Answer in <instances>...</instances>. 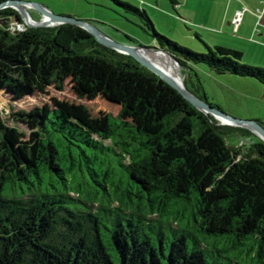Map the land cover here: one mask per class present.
I'll return each mask as SVG.
<instances>
[{"label": "trees", "instance_id": "16d2710c", "mask_svg": "<svg viewBox=\"0 0 264 264\" xmlns=\"http://www.w3.org/2000/svg\"><path fill=\"white\" fill-rule=\"evenodd\" d=\"M111 2L137 17L153 47L181 67L203 63L264 86V68L242 63V51L224 45L193 51L158 33L145 10ZM15 13L0 9V57L28 61L30 52L11 42ZM24 32L41 57L39 72L79 56L118 66L131 58L74 24ZM130 63L142 77L127 88L96 79L85 91L120 105L103 122L50 104L13 113L28 132L0 118V264H264V142L228 145L224 128L253 133L220 125ZM0 87L13 100L37 90L25 68L6 66Z\"/></svg>", "mask_w": 264, "mask_h": 264}, {"label": "rangeland", "instance_id": "374dc122", "mask_svg": "<svg viewBox=\"0 0 264 264\" xmlns=\"http://www.w3.org/2000/svg\"><path fill=\"white\" fill-rule=\"evenodd\" d=\"M24 1L37 2L53 14L68 15L84 20L118 43L137 48L150 47L149 49L138 48L137 52L155 65L157 61L167 66L168 63L163 59L164 57L170 58L175 73L182 78L183 86L193 95L200 98L199 96L204 93L206 103L215 104L219 110L234 118L255 120L264 129V86L260 82L250 77L231 73H217L203 63H189L186 68L181 67L166 52L151 49L157 44L153 42L150 33L140 24L138 18L126 13L111 0ZM121 1L145 10L158 33L182 46L196 52L206 53L208 52L207 46L214 48L216 45H224L242 51V63L264 68V34L259 35L261 28H256V26L252 28L257 33H252L251 30L250 33L242 34L240 31L237 34L233 33L234 30H228L230 28L226 25L219 24L220 17L226 13V9L230 8L227 6L229 0H177L182 3L181 8L173 6L169 0ZM246 1L248 3L240 1L238 11L243 14L247 9L246 15H249L257 8L256 5L250 4L253 0ZM26 8L31 20L39 22L43 18H49L42 15L31 4ZM3 22V19H0V25H3ZM11 23L9 26L12 33L11 42L26 48L30 52V60L25 61L23 56L18 55L11 58L12 60L0 57V66L10 69L25 68L34 80L37 90L32 96L13 100L11 93L0 87V118L8 126H15L28 132V128L23 123L13 119V113L43 104L62 107L74 115L86 111L90 118L103 122L109 116H116L120 105L110 102L100 93L93 96L85 93L90 89L92 81L109 79L112 84L127 88L142 77L140 68L135 69L131 65L130 60L134 61L132 57L129 60L124 59L122 66H118L115 62L98 55H92L88 57V60L80 56L76 57L72 65L61 61L51 62L50 69L39 72L41 57L32 49L30 38L24 32L25 27H21L19 23L14 24L13 16ZM240 23L241 21L237 25ZM233 25L236 26L235 23ZM244 26H248L247 22ZM220 125L229 124L220 123ZM224 133L228 145L243 149L250 139L259 138L255 133L248 134L243 130L228 127L224 128ZM191 204H193L192 201Z\"/></svg>", "mask_w": 264, "mask_h": 264}, {"label": "water", "instance_id": "95a60500", "mask_svg": "<svg viewBox=\"0 0 264 264\" xmlns=\"http://www.w3.org/2000/svg\"><path fill=\"white\" fill-rule=\"evenodd\" d=\"M29 4H31L32 7L40 11L42 15L48 16L50 21L46 20L45 18H43V20L39 22L31 20L27 12V8H26V6H28ZM6 7L13 8L16 11V13L13 15V23L14 24L19 23L21 27L23 28L25 26L27 27L52 26V25H59L63 23H69V24H74L80 28L85 29L101 45L112 48L118 52H121L125 55L132 57L141 66L145 67L146 69H148L149 71L157 75L164 82H166L168 85H170L172 88L177 90L183 96V98L186 99L189 103H191L195 108L207 114L212 115L214 118H216L219 121V123L229 124L231 126L248 129L252 133H255L264 142V129L260 126V124L257 121L234 118L226 114L225 112L219 110L218 108L211 106L210 104L206 103V101L193 95L188 89L185 88V86L184 87L179 86L171 77L166 75L153 62L140 56L139 53L137 52L138 48L149 49L150 47H138L137 48L132 45L118 43L112 40L107 35H105L94 25L84 20L74 18L72 16L53 14L47 8H45L43 5L37 2L24 1V0H3L1 1L0 9L6 8ZM151 49L158 50V49H155L154 47ZM160 51H163V50H160ZM168 55L171 58H173L170 54ZM175 62L179 64L177 60H175Z\"/></svg>", "mask_w": 264, "mask_h": 264}, {"label": "crops", "instance_id": "0c3cea01", "mask_svg": "<svg viewBox=\"0 0 264 264\" xmlns=\"http://www.w3.org/2000/svg\"><path fill=\"white\" fill-rule=\"evenodd\" d=\"M248 3L246 0H240ZM240 1H235V0H229L227 2V6L230 8L226 9V13H224L221 17L220 20L218 21L220 25L222 26H227L230 29L228 30H234L233 33H241L243 34L244 32L250 33L252 28L256 26V28H261V31L259 32V35L264 34V0H253L251 5H256V10L253 11V13L246 15L247 9L245 10V13L242 14L241 17V23L237 26L233 25V19L235 17V14L238 10H240ZM181 4L177 1V4L174 6H178L181 8ZM259 5V6H257ZM231 9V10H230ZM247 22L248 26H244V23ZM250 25V26H249ZM263 28V30H262ZM224 29V28H222ZM252 33H257L256 30H252ZM260 45V44H259Z\"/></svg>", "mask_w": 264, "mask_h": 264}, {"label": "bare ground", "instance_id": "6f19581e", "mask_svg": "<svg viewBox=\"0 0 264 264\" xmlns=\"http://www.w3.org/2000/svg\"><path fill=\"white\" fill-rule=\"evenodd\" d=\"M4 9V8H3ZM46 20H48V21H50V19L49 18H46ZM166 55V54H165ZM168 57V56H167ZM170 59V58H169ZM169 59H167V58H165L164 57V59H163V61H165L166 63H168V65L166 66V65H164V63L163 64H161L160 62H155L156 63V65L162 70V71H164V73L166 74V75H168L169 77H171L179 86H182V87H184L183 86V83H182V78L179 76V74L178 73H175V70H174V67H173V64L171 63V61L169 60ZM162 61V62H163Z\"/></svg>", "mask_w": 264, "mask_h": 264}, {"label": "built area", "instance_id": "2783aa9c", "mask_svg": "<svg viewBox=\"0 0 264 264\" xmlns=\"http://www.w3.org/2000/svg\"><path fill=\"white\" fill-rule=\"evenodd\" d=\"M241 17H242V12L241 11H237L236 14H235V17L233 19V23H235L236 26L239 23V21L241 20Z\"/></svg>", "mask_w": 264, "mask_h": 264}]
</instances>
